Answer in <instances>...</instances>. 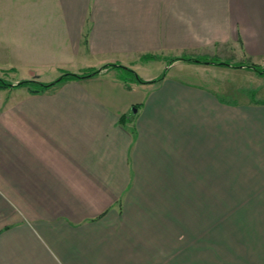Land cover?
<instances>
[{
	"label": "crops",
	"instance_id": "0c3cea01",
	"mask_svg": "<svg viewBox=\"0 0 264 264\" xmlns=\"http://www.w3.org/2000/svg\"><path fill=\"white\" fill-rule=\"evenodd\" d=\"M21 2L0 9V76L12 84L108 63L144 80L167 70L145 83L110 66L44 91L0 88V264H182L176 250L240 166L247 203L264 212V103L227 101L171 71L203 64L166 62L264 65V0ZM142 61L162 63L142 74Z\"/></svg>",
	"mask_w": 264,
	"mask_h": 264
},
{
	"label": "rangeland",
	"instance_id": "374dc122",
	"mask_svg": "<svg viewBox=\"0 0 264 264\" xmlns=\"http://www.w3.org/2000/svg\"><path fill=\"white\" fill-rule=\"evenodd\" d=\"M21 4V0H0V9L2 6L19 7ZM0 21H6V18H1ZM4 54L5 46L0 44V56ZM150 54L160 57L157 53ZM166 62H164L165 66H167ZM234 62L251 63L248 60ZM158 63L162 61L151 63L142 61L140 64L144 69L138 71L142 74L150 73L156 65L158 66ZM189 63L203 65L174 66L171 71L185 72L196 80L213 85L218 94L227 101L241 104L251 101V104L252 102L261 103L260 100L264 99V75L248 69L233 70V67L229 68L226 65ZM123 74L126 76L125 72ZM223 91H226V94ZM253 109L257 110V107ZM251 110L248 109V112ZM246 127L240 124L239 133L244 132ZM242 169L240 166L241 180L239 179L236 184L233 183L234 187L228 186L232 183H224L227 187L222 189V204L213 202L206 205V222L203 229L197 235L192 234L188 244L185 240L181 253L176 250V263L179 259H183L182 264H264V225L261 221L264 213L263 206L247 203L246 170ZM254 216L256 220L253 219ZM257 217L260 221H257Z\"/></svg>",
	"mask_w": 264,
	"mask_h": 264
},
{
	"label": "trees",
	"instance_id": "16d2710c",
	"mask_svg": "<svg viewBox=\"0 0 264 264\" xmlns=\"http://www.w3.org/2000/svg\"><path fill=\"white\" fill-rule=\"evenodd\" d=\"M141 57H142V59H149V58H154L155 56H154V54L145 53ZM175 60H182L184 62L207 63V64L212 63V64H218V65H226V66H230V67H234V68H245V69L252 70L259 75H264V66L257 64V63H253V62H251V63L234 62V61H230V60L219 59V58L213 57V56H192V55H188V54H181L178 56L169 57L167 63L170 64ZM110 66L120 68L121 71L125 72L126 76H131L132 79L136 80L137 82H141V83L158 81L165 76L166 70H167V68L165 67L157 77H155L151 80H144L141 76L138 75V73L135 70H133L132 68H129L127 66L121 65V64L108 63V64H104L101 68L110 67ZM100 69L99 68L93 69V70L86 71L83 73H73L70 71H65L64 73L59 75V77L55 78L54 80H52L50 82H41V81H38L35 79H21L18 82L12 84L11 82L7 81L6 79H4L3 77L0 76V88L1 87L27 85L34 92L44 91L46 89H49L50 87H52L53 85H55L56 83L62 81L63 79H65L67 77H72V78L87 77V76H91V75L98 73L100 71ZM251 99L255 100L254 97H251ZM255 101H258V100H255ZM260 102L264 103V99L260 100Z\"/></svg>",
	"mask_w": 264,
	"mask_h": 264
}]
</instances>
